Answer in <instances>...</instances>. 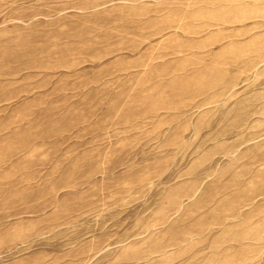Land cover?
<instances>
[{"label": "rangeland", "instance_id": "374dc122", "mask_svg": "<svg viewBox=\"0 0 264 264\" xmlns=\"http://www.w3.org/2000/svg\"><path fill=\"white\" fill-rule=\"evenodd\" d=\"M0 264H264V0H0Z\"/></svg>", "mask_w": 264, "mask_h": 264}]
</instances>
